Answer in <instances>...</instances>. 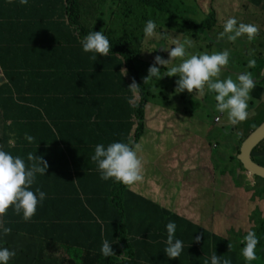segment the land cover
Wrapping results in <instances>:
<instances>
[{"label": "trees", "instance_id": "16d2710c", "mask_svg": "<svg viewBox=\"0 0 264 264\" xmlns=\"http://www.w3.org/2000/svg\"><path fill=\"white\" fill-rule=\"evenodd\" d=\"M135 3L137 7L132 4V9L139 11L133 12L135 15L142 10L169 15L209 30L215 24L211 13L204 22H195L193 12L203 11L195 0ZM82 7L80 0H28L24 5L19 0H0V67L5 78L0 84V111L5 122L1 148L25 159L32 152L48 165L45 176H38L33 185L46 192L36 213L24 221L9 210L5 225L10 232L39 240L36 259L54 264H204L213 251L230 258L232 264H243L241 244L171 212L128 186L99 178L90 159L94 146L116 140L138 143L144 133L150 92L141 83L126 38L104 32L112 45L110 55L97 54L95 61L90 53L82 52L80 39L91 30L98 31L85 24ZM133 80L140 86L138 93L127 88ZM262 108L243 121L244 139L264 121ZM252 125L256 126L249 129ZM25 133L34 138L32 143L24 140ZM263 142L251 156L264 166L260 158H264ZM256 192L264 193V187ZM169 220L175 221L176 236L184 243L177 259H168L163 253L164 226ZM254 229L259 238L257 248H264V220ZM196 236L198 242L192 239ZM105 239L114 241L111 247L117 256L124 248L127 259L103 257L99 248Z\"/></svg>", "mask_w": 264, "mask_h": 264}, {"label": "rangeland", "instance_id": "374dc122", "mask_svg": "<svg viewBox=\"0 0 264 264\" xmlns=\"http://www.w3.org/2000/svg\"><path fill=\"white\" fill-rule=\"evenodd\" d=\"M197 6L203 9L202 13L198 11L193 17L197 24L205 21L206 15L211 13L215 18L214 27L209 30L206 28H198L193 23L186 25L183 21L176 17H170L169 15L153 14L147 11H139L136 8L132 9V4L135 5V0H80L83 5L82 15L85 24L89 28L102 29L108 35L116 38H126L127 46L134 56V63L139 72L141 83H144L146 89L150 92V99L145 106V119H144V133L148 128L146 136V142L144 143V137H142V147H146L152 153L143 158V180L132 187H136L139 190L148 192L145 185H148L146 181H153L155 179L160 180L161 176L152 165L144 164L145 160L153 161L155 158L159 160L156 168L164 166L161 157L165 156L162 152L165 148H175L176 151H180L181 140L180 135L177 137L169 131L165 133V136L156 137L153 141L151 135L156 131H152L151 128L157 130L159 127H173L174 132L183 134V146L191 150L192 162H196L197 166H200L204 162V158H199V149L201 141L204 150L208 145V151L213 156L212 161L216 171L221 169L224 173L223 167L231 169L232 177L237 185H243L249 193H251L252 200L255 203H259L261 206L255 204L253 210H250V217L254 218L251 222L254 225L253 229L259 222L264 220V193L259 194L256 191L264 187V180L249 174V176L240 170L239 161H237L239 150L246 134L242 125L243 122H238L234 126H228L226 115H222L219 123L214 122V118L217 113L214 109V100L210 94L203 97L198 93H188L182 91L175 93V80L176 77H162L159 80L154 78H148L145 82L144 79L147 76V69L149 65L153 64V58L159 55L163 59H167V52L160 51L159 49L152 51L153 40H145L142 28L145 22L149 19L153 20L157 24V31L168 32L173 38L177 36L179 39L184 37H190L195 47L189 49L190 53L212 52L228 49L230 52L229 64L221 69L220 79L227 76H231L232 79H236V76L244 71L252 72L255 80V88L251 91V98L249 100V116L247 119L254 117L259 108L264 111V0H195ZM176 2V0H174ZM122 12H120L119 10ZM132 12V13H131ZM205 12V13H204ZM192 14V13H190ZM136 16V17H135ZM191 17V18H192ZM228 17H235L238 23L254 24L257 27V33L252 40H248L246 36L238 37L235 41H228L226 36L221 37L222 26L225 19ZM166 45L171 46L168 41ZM152 51V52H148ZM250 59L255 60V66L249 67L248 61ZM178 62V61H173ZM161 71L166 69L159 66ZM126 75L132 81L131 75L125 69ZM263 83V85H262ZM136 101H139L137 94ZM264 117V112H263ZM260 121V117L258 118ZM264 119V118H263ZM261 118V120H263ZM157 121H161L162 124H158ZM258 122L257 124H259ZM256 125H252L249 129L254 128ZM245 127V125H244ZM210 132V133H209ZM264 140V139H263ZM153 141V142H152ZM152 142L151 144H148ZM262 149H264V142L262 143ZM258 146V145H257ZM186 153H188L186 151ZM158 154V155H157ZM203 154V152H202ZM180 157V156H179ZM190 157L188 153V158ZM165 159V157H163ZM264 161L263 157H260ZM258 155H256V161H258ZM211 157H208L204 164L208 170H213ZM236 162V163H235ZM236 164V165H235ZM183 166V165H182ZM194 166V165H192ZM199 168V167H198ZM213 170V171H214ZM196 171V169H194ZM238 171V173H237ZM246 174L243 175V174ZM251 175V176H250ZM248 179V180H247ZM249 180L255 184H251ZM129 187V186H128ZM141 194V195H142ZM256 208H259L261 215L260 218L255 214ZM261 209V210H260ZM255 211V212H254ZM5 247L16 250V256L13 257L9 264H54L44 262L36 259L38 248L40 246L39 240H22L19 242L6 241L3 243ZM20 245V246H19ZM122 253L127 255V251L123 248ZM261 257V256H260ZM255 264H264V258L255 261Z\"/></svg>", "mask_w": 264, "mask_h": 264}, {"label": "clouds", "instance_id": "9594fccd", "mask_svg": "<svg viewBox=\"0 0 264 264\" xmlns=\"http://www.w3.org/2000/svg\"><path fill=\"white\" fill-rule=\"evenodd\" d=\"M19 3L27 4L28 0H19ZM142 33L146 41H154L152 51L157 49L166 51L168 56L167 59L159 55L153 58V64L149 65L144 82L148 78H154L156 81L165 76H175V93L194 91L201 97L206 93L210 94L215 102V111L226 115L228 126H234L248 118L250 94L255 88V80L252 72L249 71L239 73L235 80L231 76L219 78L221 69L229 64L228 49L190 53L188 50L195 47L190 37L173 38L168 32L157 31V24L151 19L145 22ZM256 33L257 27L254 24L238 23L235 17H228L223 22L220 36H226L228 41H235L243 35L250 41ZM166 41L171 46L166 45ZM79 44L82 52L91 54L93 61L97 59V54L110 55L112 47L102 29L89 31L80 39ZM159 66L166 70L162 72ZM248 66L254 67L255 60L250 59ZM127 88L137 93L140 90V86L134 80ZM33 139L28 133L24 134V140L29 144ZM141 151L142 146L139 143L116 140L107 145L97 143L90 159L94 162L101 180L111 179L114 183L133 186L143 180V160L138 155ZM47 167V162L32 152L28 153L25 159L0 148V264H9V261L16 256L15 249H9L3 244V238L11 231V228L5 225L4 217L9 210L24 221H29L33 217L38 205L46 198V192L40 187L33 188V185L36 184L38 176H45ZM164 227L166 239L163 253L168 259H177L184 250L183 241L176 236L177 225L175 221L169 220ZM192 239L198 242L200 237L196 236ZM258 242V236L251 228L240 238L239 254L243 264L259 261L258 253H262L264 248L258 249ZM112 243L114 241L108 239L101 242L99 252L103 257L117 256L111 247ZM228 249H231L230 244ZM117 257L120 260L127 259L123 253ZM204 264H232V261L228 257L217 256L213 251L205 259Z\"/></svg>", "mask_w": 264, "mask_h": 264}, {"label": "crops", "instance_id": "0c3cea01", "mask_svg": "<svg viewBox=\"0 0 264 264\" xmlns=\"http://www.w3.org/2000/svg\"><path fill=\"white\" fill-rule=\"evenodd\" d=\"M4 80V74L0 67V84ZM157 123L162 124L161 121H157ZM4 125L5 122L2 117V112L0 111V148ZM168 128L169 130L167 129V126L159 127L157 130L151 128L152 131H156L155 134L151 135L153 141L156 140V137L165 136V133H169L170 131L173 133V137L174 135L177 137L180 135L179 139H182L181 146H179L180 151H176L175 154V148H165L162 152L165 155L163 156L165 159L161 157L164 166L160 168H156L159 160H156L155 158L153 161H144V164H146L147 167L148 165H152V168L161 176L160 180L155 179L150 182L146 181L148 185H145V187L148 192L142 194V190H139L136 187L133 188L132 186H129V189L139 195L142 194L141 196L158 203L160 206L171 212L203 226L210 232L227 238L234 244L239 245L240 238L246 234L248 229L251 228L253 231L255 230L253 229L254 225L250 220L252 219L254 221V218L250 217V210L254 209L253 207L255 204H258L256 206L261 205L255 203V200H252L251 193L253 191L250 190L249 193H247V189L243 185L239 186L240 183L237 185L232 177L230 168L223 167L225 170L224 173L222 172V166L218 171L214 170L215 166L212 161L213 156L207 149L208 145L206 150H204L202 141L200 145H198L200 147L199 158L201 159V157H203L205 161L202 162L200 166H197L196 162H192V165L194 166L189 165V162L192 161L191 150L184 149L189 145L186 147L182 145L183 134H181V132H174L172 130L173 127ZM147 131L148 128L144 134H147ZM142 137L138 142L141 146L143 144V141L141 140ZM145 142L146 136L144 137V143ZM152 142H149L148 144H151ZM11 143H13V141ZM186 151L190 155L189 158ZM151 153L152 152L149 149L142 147V151L138 153V155L143 160L144 156L146 157ZM208 157H211L212 167L211 165L209 166L214 171L205 168V165L207 164L204 163ZM194 169H196V171H194ZM243 175L246 176V174ZM258 209L259 208H256L255 211ZM255 214L260 218L261 213L259 210L256 211ZM261 216L264 217V215ZM22 240L37 241V239L28 237L25 234L10 232L3 238V243L6 241L19 242ZM259 256H261L260 259L264 258V252Z\"/></svg>", "mask_w": 264, "mask_h": 264}, {"label": "water", "instance_id": "95a60500", "mask_svg": "<svg viewBox=\"0 0 264 264\" xmlns=\"http://www.w3.org/2000/svg\"><path fill=\"white\" fill-rule=\"evenodd\" d=\"M264 139V121L243 140L238 159L247 172L264 179V166L252 159L253 149Z\"/></svg>", "mask_w": 264, "mask_h": 264}, {"label": "built area", "instance_id": "2783aa9c", "mask_svg": "<svg viewBox=\"0 0 264 264\" xmlns=\"http://www.w3.org/2000/svg\"><path fill=\"white\" fill-rule=\"evenodd\" d=\"M221 117H222V114H218V115H216L215 116V118H214V122L217 124V123H219L220 122V120H221ZM240 170H244V169H240ZM244 172L249 176V172H247L246 170H244ZM249 182H251L250 180H249ZM252 184V183H251ZM253 184H255V182L253 183ZM252 184V185H253Z\"/></svg>", "mask_w": 264, "mask_h": 264}]
</instances>
